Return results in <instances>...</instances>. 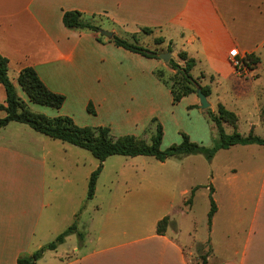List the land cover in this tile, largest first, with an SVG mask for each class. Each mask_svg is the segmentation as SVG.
<instances>
[{
  "label": "crops",
  "instance_id": "1",
  "mask_svg": "<svg viewBox=\"0 0 264 264\" xmlns=\"http://www.w3.org/2000/svg\"><path fill=\"white\" fill-rule=\"evenodd\" d=\"M68 11L102 16L104 30L127 38L136 34L138 41H142V29L150 28L153 39H163L159 47L166 48V53L171 48L175 61L184 65L178 57L181 52L197 61L192 74L194 78L205 76L203 86L235 83L236 92L232 90L238 100L250 96L251 107L260 116L264 108V86L260 84L264 77V0H0V55L9 60V75L19 97L25 92L18 76L30 67L51 91L66 98L60 110L32 106L39 114L68 116L84 127L115 130L113 126L120 125L142 130L153 119L164 124L163 116L174 113L162 98L166 93L172 96L171 91L154 74L158 69L175 73L167 63L117 47L108 39L100 43L92 32L68 29L63 22ZM235 49L241 59L254 55L260 63L237 71L230 62ZM247 77H254L253 86H240ZM214 94L220 101L213 88L208 100ZM190 97L193 104L199 102L197 94ZM6 98L0 84V106ZM89 105L95 115L87 112ZM232 112L239 122L243 111L236 107ZM5 116L0 110V119ZM14 123L0 130L1 138L8 134L6 144L0 141V264H17L19 258L32 256L76 220L84 233L83 242L72 234L56 250L46 251L37 264H192V247L173 237L177 232L171 218L174 203H156L155 196L135 185L120 196H111L109 189V195L101 197L99 183L94 198L88 200L86 185L81 194L72 179L49 181L48 150L41 145L45 140L37 132L7 130ZM176 177L168 182L177 189ZM188 191L180 189L179 194L185 196ZM244 205L239 196L231 197L230 206L217 204L212 226L223 214L229 218L226 231L231 259L223 264H264V184L253 200L248 197L247 214L242 211ZM168 216L175 224L159 235L157 224ZM240 235L244 237L238 247Z\"/></svg>",
  "mask_w": 264,
  "mask_h": 264
},
{
  "label": "rangeland",
  "instance_id": "2",
  "mask_svg": "<svg viewBox=\"0 0 264 264\" xmlns=\"http://www.w3.org/2000/svg\"><path fill=\"white\" fill-rule=\"evenodd\" d=\"M122 38L128 39L127 37ZM153 38L150 34L142 32L140 36L142 41H138V43L158 54L166 53V48L159 47L160 44H157V40ZM128 40L132 41L131 38ZM169 62L167 63L168 66ZM247 78L242 79L247 82H243L240 86H253L254 77ZM260 84L264 86V77ZM210 87L219 93L220 101L217 100L218 97L214 94L210 98L211 102L209 101L211 107L207 110L201 109L200 101L196 105L193 104L190 96L184 98L175 107L171 102L172 110H169V102L172 96L166 93L162 96L163 101H165L168 111H173L174 115L171 112L164 115L162 118L164 124L157 119V123L151 121L142 130L135 127L122 129L120 125L118 127L113 126L115 130H112L110 126L106 127L111 129L114 138L131 135L149 143L156 132L157 124L160 123L164 128L163 151L173 145L181 144L182 134L188 135L194 143L206 148H213L218 143L219 134L215 123L209 116V112L217 113L219 103H222L231 111H234L236 107L243 111L239 116L236 128L225 124L224 128L227 135H232L237 130L243 137H247L253 130L254 135L264 137V122L261 120L264 108L261 109L260 116L257 117L251 107V97L243 98L247 99L245 100L246 104L242 102L243 99L238 100L235 93V83L231 81H224L221 86ZM168 92L170 91L168 90ZM21 96L34 113L38 112L32 110V106L55 111L50 107L31 103L24 93H21ZM93 109L95 111L94 107ZM47 117L51 118V116ZM78 118L81 123H85L83 116L79 115ZM12 126L7 130L11 132L15 131V128H20L23 131L37 134L26 125L21 126L14 123ZM36 136L45 140V143L41 145L48 150L46 156L47 180L54 181L55 179L63 183L68 179H72L77 184L78 190L80 189V193L83 194L85 185L88 188V180L91 174L100 166L99 160L90 152L79 147L39 134ZM1 137V143L6 144L8 134L3 135L4 138ZM32 140L35 142L34 139ZM262 150L264 149L259 145L253 147L238 145L228 150L219 151L211 161L203 155L172 157L165 162H159L153 157L145 156L135 158L112 156L104 162L103 171L99 177L100 182H97L99 183V196L109 195L108 191L112 189L111 196L117 197L122 195L129 186L135 185L134 188L142 186L145 194L155 196L156 203H174L175 209L171 212V218L176 222L177 232L173 237L181 244L192 247L191 251L193 253L190 256L192 264L197 263V250L200 245L203 246L205 253L209 245H212L215 250L216 255L209 258L208 264H223L230 258V251H232L228 247L230 240L226 231L229 218L226 214H223L214 227L209 226L210 189L213 188L214 190L213 198L216 203L225 207L231 205L232 196H239L245 204L242 211L247 214L248 197L253 200L254 196L261 193L264 184V151ZM175 165L180 167H175ZM175 176H177L176 178L180 183L177 189L168 182L169 179ZM184 188L189 191L185 196H182L179 191ZM194 188L197 189L194 193L193 204L190 205L191 207L186 206L185 202L191 197ZM67 189L68 187L64 188L65 191ZM152 210L156 211L154 208ZM149 213L151 216L154 215L152 211ZM243 237V235L238 236L236 246H240Z\"/></svg>",
  "mask_w": 264,
  "mask_h": 264
},
{
  "label": "trees",
  "instance_id": "3",
  "mask_svg": "<svg viewBox=\"0 0 264 264\" xmlns=\"http://www.w3.org/2000/svg\"><path fill=\"white\" fill-rule=\"evenodd\" d=\"M102 19V16H86L79 11H68L65 12L63 16L64 25L68 29L92 32L97 35V41L100 43H103L104 40L107 39L101 34V31L104 30L100 22ZM142 32L145 34H152L153 30L150 28H143ZM129 38H131L133 42L128 40ZM129 38L124 39L115 35L112 39H108V42L143 57L159 59V54L157 52L150 51L139 45L138 36L136 34L131 35ZM162 42L163 39L157 40V44H161ZM167 52L172 53L171 48H169ZM178 57L184 62V65H181L174 59H171L169 62L170 68L175 73H170L165 69H158L154 72L159 81L171 91L173 105L179 104L184 98L192 94H197V88H201L203 93L209 98L212 95V89L210 86L202 85V79H204L205 76L202 75L199 78H194L192 74L193 69L197 65V61L190 58L186 52L179 53ZM260 61V58L249 55L244 59V65L253 69ZM0 84L5 88L7 96L5 104L0 106V110L6 113V116L0 119V130L7 127L12 122L25 124L35 132L50 139L84 149L99 160L100 166L91 174L89 179L88 200L94 198L97 182L103 171V164L112 156L131 158L145 156L153 157L159 162H165L172 157L203 155L206 159L211 161L219 151L228 150L236 145L264 146V137L254 135L253 130H251L247 137H243L237 130L232 135H227L224 128L225 124L232 125L236 128L238 125V117L234 112L228 110L222 104H219L217 113L209 112V116L215 123L219 134V140L215 147L206 148L194 143L188 135L182 134L183 140L181 144L173 145L169 149L163 151L164 128L160 123L157 124L156 132L148 143L139 137L131 135L114 138L109 127H80L68 116L50 118L46 115L32 112L26 102L19 97L15 85L10 78L9 60L1 55ZM18 84L31 103L56 110H60L65 104V96L51 91L43 83L38 73L33 68H25L20 72ZM88 111L93 115L96 114L92 105H89ZM261 120L264 122V111L261 114ZM153 123H157V119H153ZM196 189L197 188H194L192 190L191 197L185 202L186 206L193 204ZM213 194L214 190L211 188V209L208 215V223L211 228L213 219L218 211V206L213 198ZM172 223L173 221L169 216L165 217L158 223L157 233L159 235H165L168 227ZM72 234H77L81 242H83L84 233L79 231L77 220L53 242L45 245L32 256L19 258L17 264H37L46 251L56 250L65 242L66 238ZM211 256H214L211 245L208 246L206 253L203 246L200 245L197 250L198 260L196 264H208V260Z\"/></svg>",
  "mask_w": 264,
  "mask_h": 264
},
{
  "label": "water",
  "instance_id": "4",
  "mask_svg": "<svg viewBox=\"0 0 264 264\" xmlns=\"http://www.w3.org/2000/svg\"><path fill=\"white\" fill-rule=\"evenodd\" d=\"M101 34L104 35L107 39H112L115 36V33L107 30H102ZM159 58L163 60L165 63H168L171 59H173L170 53L159 54ZM197 96L199 98L200 106L202 110H207L211 107V104L207 96L203 93L201 88H197Z\"/></svg>",
  "mask_w": 264,
  "mask_h": 264
},
{
  "label": "built area",
  "instance_id": "5",
  "mask_svg": "<svg viewBox=\"0 0 264 264\" xmlns=\"http://www.w3.org/2000/svg\"><path fill=\"white\" fill-rule=\"evenodd\" d=\"M230 62H231V65L237 70H242L245 65H244V59H241L239 57V53L238 51L235 49V50H232L230 52Z\"/></svg>",
  "mask_w": 264,
  "mask_h": 264
}]
</instances>
